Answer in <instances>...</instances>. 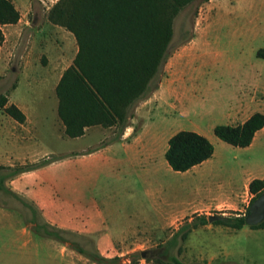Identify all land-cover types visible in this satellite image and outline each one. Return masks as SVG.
<instances>
[{"label": "rangeland", "instance_id": "1", "mask_svg": "<svg viewBox=\"0 0 264 264\" xmlns=\"http://www.w3.org/2000/svg\"><path fill=\"white\" fill-rule=\"evenodd\" d=\"M0 1L7 5L0 18V95L7 97L0 108V175L25 169L4 179L7 191L0 189V264H111L94 262L77 248L116 259L112 264H131L128 255L141 257L140 251L152 249H162L163 259L183 262L202 254L214 256L211 264H264V231L249 225L233 230L212 223L211 230L189 233L188 259L180 234L166 248L172 228L155 233L148 247L131 241L143 238L136 224L159 217L152 207L158 198L166 211L197 210L232 191L245 213L246 177L264 173V131L246 148L222 141L213 128L239 121L235 112L251 96L256 102L248 110L264 114V0H195L174 16L167 57L153 80L158 93L149 91L131 107L125 130L131 138L145 129L146 138L158 137L159 144L180 130L194 131L211 140L214 152L184 172L157 155L158 165L149 173L107 148L121 135L73 75L74 36L48 18L59 0ZM175 102L181 112L168 108ZM60 103L77 108L68 122L58 115ZM91 125L97 127L85 136L69 137V131ZM37 164H45L44 181L41 171L31 176L32 169L26 170ZM206 209L208 216L234 212L222 203ZM42 218L62 229L64 242L45 236ZM75 220L105 230L113 243L98 247L95 232L73 230ZM134 264L156 263L141 258Z\"/></svg>", "mask_w": 264, "mask_h": 264}, {"label": "trees", "instance_id": "2", "mask_svg": "<svg viewBox=\"0 0 264 264\" xmlns=\"http://www.w3.org/2000/svg\"><path fill=\"white\" fill-rule=\"evenodd\" d=\"M195 0H59L49 11L48 18L70 31L76 40L77 52L71 63L74 77L85 87L96 101L119 135L128 127L131 107L157 89L154 78L167 57L169 42L172 38V21L175 15ZM7 9L0 1V18ZM0 39H2L0 33ZM60 94H58L59 96ZM60 98V96H59ZM7 102L0 95V108ZM77 112L75 107L59 105V115L68 122ZM264 127V114L254 112L247 120L236 125H216L215 136L235 147H247L257 131ZM214 152L211 141L194 131L180 130L168 139L164 157L174 171L184 172L209 159ZM46 164V163H45ZM43 164L34 165V169ZM25 169H14L8 175H0V189L7 191L3 181ZM252 194L245 213L233 212L231 215L219 214L211 223L221 224L232 229H241L246 225L245 214L249 205L264 192V179L254 178L248 184ZM193 217L185 221L167 241L166 248L175 245L176 237L187 238L188 233L208 223L205 216ZM44 221L45 236L64 242L59 233L62 229ZM39 226L35 232L39 233ZM48 228H53L49 230ZM250 228H264V220ZM76 249V248H75ZM180 252V246L177 247ZM80 253L97 263H113L116 259L103 257L99 253ZM134 264L142 257L137 253L128 255ZM159 264H187L175 256L167 259L155 258Z\"/></svg>", "mask_w": 264, "mask_h": 264}, {"label": "crops", "instance_id": "3", "mask_svg": "<svg viewBox=\"0 0 264 264\" xmlns=\"http://www.w3.org/2000/svg\"><path fill=\"white\" fill-rule=\"evenodd\" d=\"M74 39H75V37H74ZM75 42H76V40H75ZM43 64H44L43 69H45V59H44ZM43 76H44V79H43L42 85L45 86V72H44ZM161 86H162V83H161ZM157 93H158V89L155 90L154 95H156ZM56 96H57V93H56ZM57 98H59V96H57ZM252 102H256L254 96H251L250 99L246 103L242 104L241 107H239V109H237V111L235 113L237 114V117H239L240 120L237 122H233L230 125L241 124L245 120H247L254 112H258V111L248 110L249 105L252 104ZM20 106L25 107L21 104H20ZM168 108L170 109V111H175L178 109L181 112V110H182V108L180 109L176 102L173 103ZM58 115H59V112H58ZM59 117H60V115H59ZM81 123H82V120H79V122L76 123L75 125H80ZM95 127H97V126L96 125L88 126L85 128L84 131H81V132L71 130V131H69L70 132L69 137H71V138L83 137L87 134V132L90 129H93ZM263 131H264V127L262 129H260L259 131H257L253 137L251 144L249 146H247L246 148L253 146L255 144V142L258 139H260ZM129 134L130 133L127 130H124L123 133L121 134L120 139L113 141L112 144H109L107 146V148L108 149L113 148L114 151L120 150L131 162L136 163L138 165V167L142 170V172H145V173L152 172L153 170L156 169V167L158 165L157 164L158 163V156L161 157V155L164 154V152L166 151L167 146H168V139L173 134L170 135L165 140V142L163 144H159L158 141L160 140V138H158V137H153V138L147 139L146 138L147 137V130H145V129L142 130L141 132L137 133L136 135H134L131 138H129ZM115 143H117V145ZM207 160H205L201 164H198L192 168L201 166ZM39 171L42 172V179L44 181L45 180V164L40 168L30 170L28 173L31 174V176H33L36 172H39ZM254 178L264 179V173L248 174L247 175L246 181H245V188L247 189L249 197H248V199H244L246 206H248L249 201L252 197V194L249 193V191H248V184ZM42 183H44V182H42ZM33 199L37 200L36 197H33ZM240 202H241L240 195L238 193L235 194L232 191H227L224 193L220 192L216 197L210 198L205 203L203 202L201 205L198 206L200 208H198L197 210L194 209V206L193 207L191 206L190 208H179V209L166 211L162 207V205H164V203L162 202L161 199L158 198V199H156V202L153 203L152 207L155 210V212L158 214L159 217L155 221L143 220L142 224L141 223H140V225L136 224L135 226H141L142 227L141 230L143 233L141 234V236L139 235V237H143V238L134 239V240L130 239V240L137 242V243L133 244L134 247L151 246V244H152L151 238L155 235V233L165 232L169 228H172L176 231L179 228V226L183 223V221H186V220L191 221L192 218L194 217L193 214H196L195 216H205L208 219L209 212L207 211L206 208L210 207L211 205L218 206L219 203H222L224 205V209L232 210L234 212L239 211L241 213L242 209H241V203ZM41 210L43 211L42 216L44 218L45 217V202H43V204L41 206ZM221 214L224 215L226 213L223 212ZM200 228L205 229V230H211V229H213V225L211 222L208 221V223L203 224V225H199L198 227L192 229L189 233L194 232ZM73 230L76 232H79V233L95 232L97 234V238L99 241L98 247H106V246H109L110 243H113L110 235L108 233H106L105 230H98V229L94 228L93 225H90L89 223L84 224L83 221L78 222L75 220V222L73 223ZM233 230H236V229H233ZM249 230H254V231L255 230H262V231H264V228L249 229ZM189 233H188V235H189ZM188 235H187V238L185 239V248H186L185 257L187 259L189 257L190 250H191V247H189L188 243H186L187 239H188ZM136 236L138 237V235H136ZM126 240H129V239H126ZM120 241H124V239H121ZM115 242H118V240ZM193 258H197V261L191 262V261L187 260V262H184V263H187V264H211V262L215 259L214 256H212V255L206 256V255H202V254L195 255V257H193ZM156 264H159V263H156Z\"/></svg>", "mask_w": 264, "mask_h": 264}, {"label": "water", "instance_id": "4", "mask_svg": "<svg viewBox=\"0 0 264 264\" xmlns=\"http://www.w3.org/2000/svg\"><path fill=\"white\" fill-rule=\"evenodd\" d=\"M218 215H210L208 221L212 222L213 220L218 219ZM264 220V192L259 194L249 205L248 211L245 214V223L246 225H257ZM156 249L152 250H142L140 251V256L144 259H155Z\"/></svg>", "mask_w": 264, "mask_h": 264}, {"label": "flooded vegetation", "instance_id": "5", "mask_svg": "<svg viewBox=\"0 0 264 264\" xmlns=\"http://www.w3.org/2000/svg\"><path fill=\"white\" fill-rule=\"evenodd\" d=\"M156 256L157 258H162L164 255H163V250L162 249H156Z\"/></svg>", "mask_w": 264, "mask_h": 264}]
</instances>
